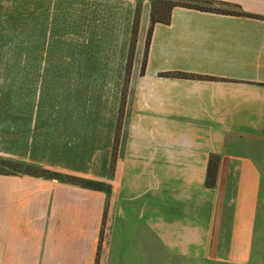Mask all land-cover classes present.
<instances>
[{
    "label": "crops",
    "instance_id": "crops-1",
    "mask_svg": "<svg viewBox=\"0 0 264 264\" xmlns=\"http://www.w3.org/2000/svg\"><path fill=\"white\" fill-rule=\"evenodd\" d=\"M154 1L0 0V264H264V0Z\"/></svg>",
    "mask_w": 264,
    "mask_h": 264
},
{
    "label": "trees",
    "instance_id": "trees-1",
    "mask_svg": "<svg viewBox=\"0 0 264 264\" xmlns=\"http://www.w3.org/2000/svg\"><path fill=\"white\" fill-rule=\"evenodd\" d=\"M139 1V5L136 12L135 22H134V30H133V39H132V49L131 53L135 49V44L137 40L138 34V27L141 17V0ZM215 1L213 0H155L153 3L152 9V25L150 28V36L149 40L151 39V35L153 33L154 27L156 24H169L171 22L172 10L175 7H183L188 9H195L200 11L206 12H214V13H221V14H229L235 16H251L245 14L243 12L238 11H227L222 9L215 8ZM214 6V7H213ZM132 65V59H130L128 64V74L130 73ZM116 151L113 154V160L116 157ZM218 166H219V157L213 156L210 161L209 170H208V177H207V186L213 188L216 185L217 181V174H218ZM36 174L38 176L46 177V178H53L62 180L68 183H72L78 186L89 187L97 190H106L110 191V187L105 185L104 183H99L96 181H88L79 178L61 176L56 173H50L45 171L36 170Z\"/></svg>",
    "mask_w": 264,
    "mask_h": 264
},
{
    "label": "rangeland",
    "instance_id": "rangeland-1",
    "mask_svg": "<svg viewBox=\"0 0 264 264\" xmlns=\"http://www.w3.org/2000/svg\"><path fill=\"white\" fill-rule=\"evenodd\" d=\"M56 99L57 100L60 99V93L56 94ZM10 100H12L11 76H0V101H3L1 103H7V101H10ZM63 176H66V175H63ZM67 177H72V176L67 175ZM73 178H76V177H73Z\"/></svg>",
    "mask_w": 264,
    "mask_h": 264
}]
</instances>
